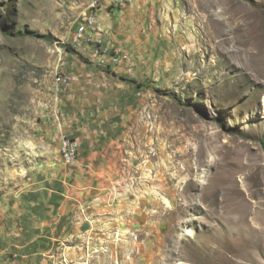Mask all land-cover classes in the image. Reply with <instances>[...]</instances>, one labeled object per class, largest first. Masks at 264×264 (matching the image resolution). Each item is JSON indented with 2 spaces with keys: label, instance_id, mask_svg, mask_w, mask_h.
I'll return each mask as SVG.
<instances>
[{
  "label": "rangeland",
  "instance_id": "obj_1",
  "mask_svg": "<svg viewBox=\"0 0 264 264\" xmlns=\"http://www.w3.org/2000/svg\"><path fill=\"white\" fill-rule=\"evenodd\" d=\"M69 124L110 179L51 264H264V0H0V258Z\"/></svg>",
  "mask_w": 264,
  "mask_h": 264
},
{
  "label": "crops",
  "instance_id": "obj_2",
  "mask_svg": "<svg viewBox=\"0 0 264 264\" xmlns=\"http://www.w3.org/2000/svg\"><path fill=\"white\" fill-rule=\"evenodd\" d=\"M68 127L80 138L77 160L65 171L51 174L41 191L34 192L35 210L31 208L32 212L23 216V230L1 255L0 264H51L54 241L68 223L67 214L78 204L79 198L97 193L110 179L109 145L100 139L102 135L90 130L85 132L83 127L73 129L71 124Z\"/></svg>",
  "mask_w": 264,
  "mask_h": 264
},
{
  "label": "bare ground",
  "instance_id": "obj_3",
  "mask_svg": "<svg viewBox=\"0 0 264 264\" xmlns=\"http://www.w3.org/2000/svg\"><path fill=\"white\" fill-rule=\"evenodd\" d=\"M96 8H97V6L95 5V3L90 5V7H89L90 14L88 15L87 18H96L95 14H94V10H96ZM94 28H95V24H93L90 28H88L86 30V32L84 33V36L79 37V40L85 39L86 34ZM77 36H79V29H77ZM63 83H64V85L62 86ZM55 84L59 86V89L61 88V86H62V89L64 87L68 86L69 81H68L67 76L65 77L64 75L56 74L55 78H54V85ZM61 146H69V148H72V156H71V163H72L77 158V155H78L75 140L64 139ZM62 161L64 162V159H62ZM187 230H189V229H187ZM187 234H192V232L187 231Z\"/></svg>",
  "mask_w": 264,
  "mask_h": 264
},
{
  "label": "built area",
  "instance_id": "obj_4",
  "mask_svg": "<svg viewBox=\"0 0 264 264\" xmlns=\"http://www.w3.org/2000/svg\"><path fill=\"white\" fill-rule=\"evenodd\" d=\"M85 23L79 26V37L84 36V33L88 28H90L93 24H96L97 18H86ZM65 83V82H64ZM62 84V86L64 85ZM62 86L60 88V91L62 90ZM75 139V138H71ZM76 146H80V143L76 140ZM61 159H64V163L69 165L71 163V156H72V148H69V146H61Z\"/></svg>",
  "mask_w": 264,
  "mask_h": 264
},
{
  "label": "trees",
  "instance_id": "obj_5",
  "mask_svg": "<svg viewBox=\"0 0 264 264\" xmlns=\"http://www.w3.org/2000/svg\"><path fill=\"white\" fill-rule=\"evenodd\" d=\"M136 83V82H135ZM138 86H140V84H137Z\"/></svg>",
  "mask_w": 264,
  "mask_h": 264
}]
</instances>
